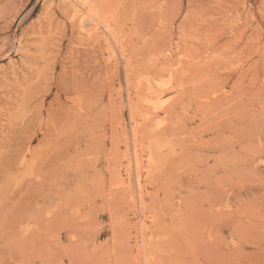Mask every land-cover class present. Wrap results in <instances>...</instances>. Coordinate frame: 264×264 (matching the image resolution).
<instances>
[{
    "label": "rangeland",
    "instance_id": "1",
    "mask_svg": "<svg viewBox=\"0 0 264 264\" xmlns=\"http://www.w3.org/2000/svg\"><path fill=\"white\" fill-rule=\"evenodd\" d=\"M0 264H264V0H0Z\"/></svg>",
    "mask_w": 264,
    "mask_h": 264
},
{
    "label": "bare ground",
    "instance_id": "2",
    "mask_svg": "<svg viewBox=\"0 0 264 264\" xmlns=\"http://www.w3.org/2000/svg\"><path fill=\"white\" fill-rule=\"evenodd\" d=\"M115 39V38H114Z\"/></svg>",
    "mask_w": 264,
    "mask_h": 264
}]
</instances>
